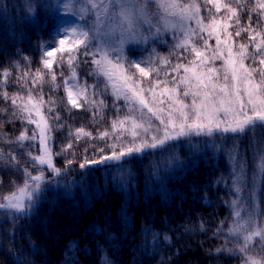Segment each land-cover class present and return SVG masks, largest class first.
<instances>
[{"label": "trees", "instance_id": "16d2710c", "mask_svg": "<svg viewBox=\"0 0 264 264\" xmlns=\"http://www.w3.org/2000/svg\"><path fill=\"white\" fill-rule=\"evenodd\" d=\"M50 2L53 0H0V72L5 69L11 72L7 83L0 84V90L26 97L28 88H32L37 98L42 91L45 101L55 102L52 112L47 111L51 105L44 108L45 114L60 117L59 121H50L52 149L60 152L69 140L73 148L54 157L55 164L60 166L57 167L63 169L59 176L43 166L49 180L46 179L31 214L0 209V264H62L73 240L82 247L77 264H242L243 254L235 251L241 238L228 233L237 219L232 215L231 203L236 199L232 190L235 162L229 159V153L235 143L237 159L242 158L246 165L247 187L240 194L241 200L251 202L248 188L254 179L256 211L264 212V175L257 170L259 157L264 155V131L257 127L235 142L230 139L234 135L231 133L225 134L228 139H220L218 133L214 137H184L118 162L106 161L81 169L79 164L84 158L101 155L97 149L104 148L105 154L110 151L107 145L113 141L98 139L97 134L111 130V121L124 116L128 108L123 99H115L111 88L101 91L103 78L91 74L92 65L82 61L76 69L77 75L87 85L99 84V89L90 91H99L100 95L92 98L105 101L102 119L93 116L96 109L92 105L82 108L68 105L63 87L64 77L70 73L67 65L59 68L53 65L56 85L60 87L48 82L47 74L42 85H33L31 76L27 87L18 82L23 72L34 73L42 66L36 44L51 37L58 19L37 5ZM241 12L240 17L245 16L241 19L243 23L249 14L252 19L259 15L249 13L247 8ZM164 44L152 38L148 43L131 46L128 51L153 53L155 50L160 55ZM161 76L163 73L159 78L164 79ZM185 100L190 102L191 97ZM0 109H3L0 110V196H3L23 183L24 168L37 174L28 153L38 155L39 142L24 141L21 145L16 141L25 129L32 134L31 125L14 115L10 100L0 97ZM153 123L159 122L153 119ZM57 124L64 127H56ZM81 127L90 131L92 137L76 141L69 135ZM251 133L256 135L254 139ZM205 141L209 143L205 145ZM13 155L15 161L11 159ZM69 159L74 161L72 165H67ZM56 180L61 183L51 185ZM165 235L171 237L170 242H164ZM250 254L264 257L258 238L250 246Z\"/></svg>", "mask_w": 264, "mask_h": 264}, {"label": "snow or ice", "instance_id": "6c2138e0", "mask_svg": "<svg viewBox=\"0 0 264 264\" xmlns=\"http://www.w3.org/2000/svg\"><path fill=\"white\" fill-rule=\"evenodd\" d=\"M37 7L48 9L53 16H59L63 10L78 20L88 18V22L56 24L52 39L43 46L42 66L34 73L31 70L23 72L18 82L27 87L31 76L33 85H42L47 74L50 77L48 82L56 85L57 73L53 65L59 68L66 64L71 72L63 81L68 105L72 108L92 105L96 109L93 116L102 119L105 101L92 98L100 95L99 91H90L99 89V84L77 82L76 69L82 61L92 65L91 74L103 78L104 88L101 91L111 88L115 99H123L128 108L124 116L111 121V130L97 134L98 139L113 141L107 145L110 151L105 154L104 148L97 149L101 155L84 158L79 164L81 169L106 161L118 162L134 153L164 146L181 137H214L218 133L220 139H228L225 134L231 133L234 135L230 139L235 142L257 127L264 131V0H255L254 3L253 0H53ZM202 7L207 16L201 15ZM245 8L249 13L259 14L256 27L252 25L251 14L247 25H241L240 10ZM221 9H224L225 18L218 19ZM29 10H32L31 6ZM186 21H194L195 27L187 25ZM145 25L148 26L146 32ZM233 27L236 29L234 34L229 31ZM168 29H178L182 33L174 48L183 50L179 53L181 57L185 52L189 54L184 57L187 63L172 64L168 56H160L155 50L146 60L137 61L125 56L126 44L148 43ZM241 33L248 34L247 42H236L235 38ZM213 38L215 46L209 43ZM250 45L252 51L249 50ZM88 57L90 61L86 59ZM216 60L223 61L219 68L213 66ZM160 65L167 67L161 69ZM169 71L176 75L169 78ZM161 72L164 79L159 78ZM60 75L63 76V73ZM0 76L3 77L0 84H6L11 72L5 69ZM32 93V88H28L26 97L19 93L9 95L7 91L0 90V97L10 100L14 106V115L36 126L31 135L25 129L15 138L16 141L21 145L24 141H39V154L28 153L37 174L33 175L28 168H24L23 183L11 193L0 196V209H12L21 215L31 214L44 191L46 178L43 166L54 176H59L63 169L56 167L54 157L73 148V142L69 140L60 152H53V124L50 121H59L60 117L59 114L49 117L43 110L51 105L47 111L52 112L55 102L51 99L45 101L42 91L39 98ZM188 97H191L190 102L185 100ZM153 119L159 123H153ZM56 127L64 125L57 124ZM69 135L76 141L92 137V133L83 127ZM204 143L207 145L209 142ZM212 146L217 147L214 143ZM236 147L234 143L229 159L235 162L232 190L236 199L231 203L232 215L237 219L233 220V227L228 229V233L241 238L235 251L243 254L242 264H264V257L250 254V246L257 238L261 252H264V212L258 214L256 211L258 201L254 179L248 188L251 202L240 198L247 187L246 165L242 158L237 159ZM11 159L15 161V155ZM73 163L71 159L67 161V165ZM257 170L264 175V155L259 157ZM163 239L168 243L171 237L165 235ZM222 250L232 251L217 249Z\"/></svg>", "mask_w": 264, "mask_h": 264}, {"label": "rangeland", "instance_id": "374dc122", "mask_svg": "<svg viewBox=\"0 0 264 264\" xmlns=\"http://www.w3.org/2000/svg\"><path fill=\"white\" fill-rule=\"evenodd\" d=\"M224 2H227V0H224ZM253 2H255V0H253ZM233 6H235V5H233ZM209 7H211V6H209ZM214 11L215 10L213 9V12ZM241 14H243V13L241 12L240 15ZM201 15L202 16H207L208 15L207 11L203 7H202V10H201ZM56 17L58 19L57 24L58 23H63L65 25H71V24H74V23H87L88 22V18H86L85 20H78L71 13L64 12L63 10L61 11L60 15L59 16H56ZM244 17H245L244 15L242 17H240L241 25H247V23H248V20H245L244 23L242 22L241 19L242 18L245 19ZM217 18L218 19L225 18L224 17V9H221V12L219 14H217ZM258 18H259V15L257 16V18H253L252 19L253 20V22H252L253 27H256V21H257ZM185 23L187 25H189V26L195 27V22L194 21H186ZM147 28H148V26L145 25L144 26L145 32L147 31ZM235 30L236 29L234 27L229 29V31L230 32H233V34H234ZM53 31H54V28L52 30V33H53ZM52 33H51V37L48 40H45V39L44 40H39L37 42V44H36V46H38V49H39V52H40L39 53V55H40V64H41V55H42L43 46H45V42H49L52 39ZM181 35H182V33L178 29H168L166 31H161V33L157 37H153V38L159 39L160 43H165L164 46H163V53L161 52L160 56H168L170 58L172 64H176L178 62L187 63V60H185L184 57H188L189 54L187 52H185L184 53V56L181 57V56H179V53L183 52V50L182 49H176V48H174V45L178 42V39L180 38ZM221 38L222 39L224 38L223 32H221ZM162 39H163V42H162ZM235 40H236L237 43L247 42V40H248V34L247 33H241V36L240 37H236ZM209 43L212 44L213 46H215V39L214 38L211 39L209 41ZM133 45H135V43H129V44H126L124 46V53H125V56L128 59H133V60H137V61H139V60H146L148 57H150V56L153 55V53H149V52H151V50H149L148 52L135 51V50L128 51V48H130ZM52 46L54 47L55 45L53 44ZM221 47H223V45H221ZM249 50L250 51L253 50V48H252L251 45L249 46ZM146 53H148L150 56H147ZM173 58H175V59H173ZM179 60H181V61H179ZM222 63H223L222 60H216L214 62V65L213 66L219 68ZM245 63L247 64L248 61H245ZM257 63H258V61H257ZM142 66H145V65H142ZM160 67H161V69H164L167 66L160 65ZM161 73H163V72H161ZM70 75H71V72L68 75H66L65 77L70 76ZM172 76H174L173 72L169 71V78H171ZM161 78H164V76H161ZM77 82L86 84L83 80H81L78 77V75H77ZM169 86H171V85H169ZM79 102L80 103H83L82 100H80ZM34 118H35V116H34ZM30 125H31L32 130L35 129L36 126L34 124H30ZM249 135H250V133H249ZM251 137L254 139V137H256V135L251 133ZM181 138H184V137H181ZM181 138H179V139H177L175 141H178ZM36 141L39 142L38 140H36ZM63 145H64V142L61 143V147ZM53 152L55 153V150H53ZM134 154H137V153H134ZM57 166H59V165H56V167ZM44 175H45V178H46V172L45 171H44ZM47 180H49V179H47ZM59 183H61V182H58V180H56L54 183H51V185H53V184H59ZM48 185H50V184H48ZM80 250L82 251V247L80 245H78L75 240L71 241L69 243V246H68L66 252H65V255H64L63 263L62 264H77L78 263L77 262L78 256L80 255L79 254L80 253Z\"/></svg>", "mask_w": 264, "mask_h": 264}]
</instances>
